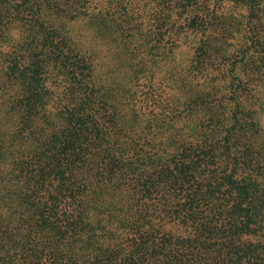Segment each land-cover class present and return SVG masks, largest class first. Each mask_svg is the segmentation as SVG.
I'll return each mask as SVG.
<instances>
[{
    "label": "trees",
    "instance_id": "trees-1",
    "mask_svg": "<svg viewBox=\"0 0 264 264\" xmlns=\"http://www.w3.org/2000/svg\"><path fill=\"white\" fill-rule=\"evenodd\" d=\"M94 2L0 0V264H264L263 68L177 65L123 4L108 49Z\"/></svg>",
    "mask_w": 264,
    "mask_h": 264
},
{
    "label": "rangeland",
    "instance_id": "rangeland-1",
    "mask_svg": "<svg viewBox=\"0 0 264 264\" xmlns=\"http://www.w3.org/2000/svg\"><path fill=\"white\" fill-rule=\"evenodd\" d=\"M93 1L89 20L108 49L116 51L121 44L106 13L123 4L127 7L123 14L131 12L140 17V30L148 35L142 39L149 48H177V65L183 67L194 58L201 65L210 64L213 76L227 74L243 79L250 67L259 65L263 69L255 74L264 78V0ZM113 56L118 66L123 65L118 54ZM214 65L220 70L214 71Z\"/></svg>",
    "mask_w": 264,
    "mask_h": 264
}]
</instances>
